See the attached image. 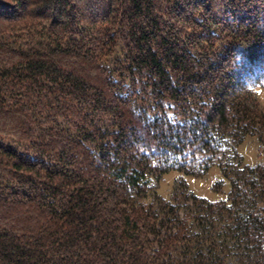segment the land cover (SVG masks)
<instances>
[{"label":"trees","instance_id":"1","mask_svg":"<svg viewBox=\"0 0 264 264\" xmlns=\"http://www.w3.org/2000/svg\"><path fill=\"white\" fill-rule=\"evenodd\" d=\"M263 87L264 0H0V264H264Z\"/></svg>","mask_w":264,"mask_h":264},{"label":"rangeland","instance_id":"2","mask_svg":"<svg viewBox=\"0 0 264 264\" xmlns=\"http://www.w3.org/2000/svg\"><path fill=\"white\" fill-rule=\"evenodd\" d=\"M257 97L259 102L264 105V87L257 91ZM237 151L242 156L243 162L246 165L254 166L262 162V158L258 155V147L254 138L247 137L246 140L238 146ZM180 177L181 175L176 171L166 173L156 185L157 195L164 199H168L172 192L175 180ZM182 177L192 193L196 196L205 198L208 201L214 202L220 199H225L229 192V183L226 180H223L221 191L213 189L214 183L223 179L217 165L211 166L203 177Z\"/></svg>","mask_w":264,"mask_h":264}]
</instances>
